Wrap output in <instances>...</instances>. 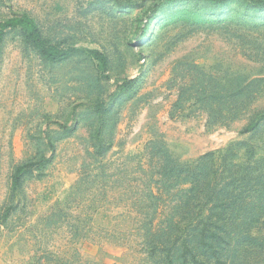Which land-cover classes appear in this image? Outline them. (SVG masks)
Returning <instances> with one entry per match:
<instances>
[{
  "label": "rangeland",
  "instance_id": "1",
  "mask_svg": "<svg viewBox=\"0 0 264 264\" xmlns=\"http://www.w3.org/2000/svg\"><path fill=\"white\" fill-rule=\"evenodd\" d=\"M22 15L80 52L48 62L18 28L0 44V264H157L143 195L165 152L191 163L229 145L262 192L230 225L259 242L239 264H264V0H0V22Z\"/></svg>",
  "mask_w": 264,
  "mask_h": 264
},
{
  "label": "trees",
  "instance_id": "2",
  "mask_svg": "<svg viewBox=\"0 0 264 264\" xmlns=\"http://www.w3.org/2000/svg\"><path fill=\"white\" fill-rule=\"evenodd\" d=\"M14 28H18L25 42L48 62L60 63L80 52L78 48L59 49L48 43L35 20L28 15L0 22V44L5 32ZM88 52L97 62V68L104 71L107 66L105 56L95 50ZM254 127H248L242 133L246 134ZM234 146L237 145L206 153L191 163L173 162L165 152L166 165L173 164L167 165L164 172H157L155 187L150 186L148 194L143 195L149 211L145 213V222H141L142 227L146 225L144 248L157 264H179L178 260H181L180 264H239L241 252L251 257L259 255L260 247H255L259 244L257 237L237 232V229L230 230L231 224L237 228L246 223L250 215L248 210L257 204V197L262 193L247 192L248 184L252 187L256 184L254 179H249L248 183L245 170L239 171L238 175L232 170L236 166L234 162L229 164L228 160ZM23 174V167L15 170L14 188L19 186ZM162 197L173 200L168 211L166 206L165 211L159 210ZM151 202L152 210L149 208ZM158 216L162 219L154 224V217ZM245 239L250 242L235 245Z\"/></svg>",
  "mask_w": 264,
  "mask_h": 264
}]
</instances>
